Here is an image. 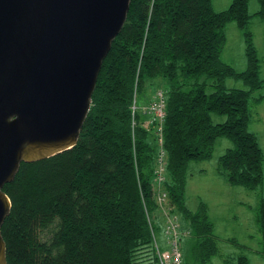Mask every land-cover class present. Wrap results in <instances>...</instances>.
<instances>
[{
    "label": "trees",
    "instance_id": "obj_1",
    "mask_svg": "<svg viewBox=\"0 0 264 264\" xmlns=\"http://www.w3.org/2000/svg\"><path fill=\"white\" fill-rule=\"evenodd\" d=\"M247 2L229 0L215 8L211 0H129L101 59L77 140L20 160L14 176L3 181L10 197L0 224L5 264H158L151 209L160 210L153 178L160 146L154 124L131 104L143 79L154 74L169 80L161 122L162 188L172 209L183 212L187 224L178 215L181 228L195 235L185 262L206 264L217 240L205 202L195 208L184 202L188 159L208 156L214 138L224 133L232 142L218 153L226 179L252 186L262 176V147L247 126L248 94L264 82L246 25L252 14ZM255 11L264 15V0ZM228 18L242 29L244 68L220 56ZM201 72L209 77L197 79ZM226 74L243 77L247 87L226 84ZM262 96L264 88L252 95ZM212 111L225 116L212 120ZM257 206L264 260V181ZM221 264L249 260L235 252Z\"/></svg>",
    "mask_w": 264,
    "mask_h": 264
},
{
    "label": "water",
    "instance_id": "obj_2",
    "mask_svg": "<svg viewBox=\"0 0 264 264\" xmlns=\"http://www.w3.org/2000/svg\"><path fill=\"white\" fill-rule=\"evenodd\" d=\"M129 0H0V224L20 160L77 139ZM0 230V264H5Z\"/></svg>",
    "mask_w": 264,
    "mask_h": 264
},
{
    "label": "rangeland",
    "instance_id": "obj_3",
    "mask_svg": "<svg viewBox=\"0 0 264 264\" xmlns=\"http://www.w3.org/2000/svg\"><path fill=\"white\" fill-rule=\"evenodd\" d=\"M229 0H211L215 8H220ZM247 7L252 14L246 20L250 28L253 43L258 54L257 75L264 76V15L253 12L259 4V0H247ZM224 31L226 34L223 47L220 51L222 59L227 60L237 68H244L247 57L245 55L244 36L240 25L233 18L225 20ZM206 73L197 74V79L208 78ZM225 83L247 87V82L239 75L226 74ZM169 86V80L163 75L154 74L146 76L136 91L134 102L140 112L142 102L146 101L156 87L165 89ZM206 84V88H210ZM264 88V82L250 89L248 94L249 117L247 126L255 130L257 139L262 147L261 179L252 186L243 183L230 182L218 169V153L231 144V138L224 133L218 134L213 140V147L208 156L189 158L186 163V180L184 183L183 199L187 207L195 208L200 200L206 204L208 217L212 219V230L215 232L217 249L212 252L206 264H221L225 256L235 252H243L247 255L249 264H264L261 246V229L256 217L260 193L264 181V96L259 99L253 98L259 90ZM224 112L212 111V120L222 119ZM179 215L182 224L185 225L181 209L173 207ZM154 212L153 222L157 241L161 247L166 245L163 221L159 208L151 209ZM163 239V241H162ZM195 235L183 233L181 235V252L184 259L190 258V248L194 243Z\"/></svg>",
    "mask_w": 264,
    "mask_h": 264
},
{
    "label": "built area",
    "instance_id": "obj_4",
    "mask_svg": "<svg viewBox=\"0 0 264 264\" xmlns=\"http://www.w3.org/2000/svg\"><path fill=\"white\" fill-rule=\"evenodd\" d=\"M132 111L136 103L132 101ZM165 109V91L162 87H156L152 95L141 104V111L147 114L148 119L154 124V133L157 135L160 148L156 152V162L154 165L155 196L162 211V231L165 236L164 247H161L154 233L156 253L158 254V264H188L185 262L181 252V235L189 232L187 228H181L178 215L172 209V204L166 199V190L162 188L164 174V148L160 145L162 140L161 127Z\"/></svg>",
    "mask_w": 264,
    "mask_h": 264
},
{
    "label": "crops",
    "instance_id": "obj_5",
    "mask_svg": "<svg viewBox=\"0 0 264 264\" xmlns=\"http://www.w3.org/2000/svg\"><path fill=\"white\" fill-rule=\"evenodd\" d=\"M157 237V236H156ZM162 241H163V239H162ZM164 242V241H163Z\"/></svg>",
    "mask_w": 264,
    "mask_h": 264
}]
</instances>
